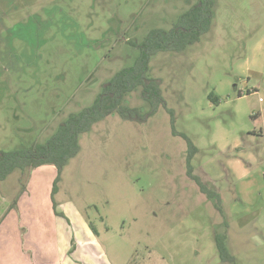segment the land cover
<instances>
[{
  "label": "rangeland",
  "instance_id": "rangeland-1",
  "mask_svg": "<svg viewBox=\"0 0 264 264\" xmlns=\"http://www.w3.org/2000/svg\"><path fill=\"white\" fill-rule=\"evenodd\" d=\"M197 1L0 0V149L45 143L135 61L152 28H171ZM150 66L174 120L163 106L146 121L114 112L80 135L54 196L72 229L63 254L79 264H101V249L110 264H264V0H214L210 30ZM141 91L123 103L144 113ZM174 130L198 148L193 172L218 197L189 176V145ZM56 172L10 174L12 206L25 191L27 211L41 210ZM17 221L23 239L27 219ZM219 234L234 261L221 258ZM36 250H26L32 263Z\"/></svg>",
  "mask_w": 264,
  "mask_h": 264
},
{
  "label": "trees",
  "instance_id": "trees-1",
  "mask_svg": "<svg viewBox=\"0 0 264 264\" xmlns=\"http://www.w3.org/2000/svg\"><path fill=\"white\" fill-rule=\"evenodd\" d=\"M213 6L214 0H198L178 16L171 28H152L137 44L139 54L135 61L117 71L95 102L78 113L71 114L45 143H33L15 150L0 149V183L16 170L25 173L44 164H53L57 172L53 182L52 200L55 211L63 215V212L57 209L54 196L58 191L63 168L80 151L81 134L89 131L101 118L114 112L124 117L146 121L163 106L171 113L174 120V112L167 107L160 80L150 75L151 59L158 52L183 51L199 41L211 28ZM138 88H141L143 98L150 106V109L144 113H140L136 108H129L123 103L125 96ZM210 96L214 101L219 102V97L214 93ZM174 133L183 136L189 145V176L208 197H218V193L211 190L208 184L193 172L191 160L198 148L184 133H177L176 130ZM90 227L95 234H98L93 223H90ZM216 244L223 260H235L228 251L225 235H216Z\"/></svg>",
  "mask_w": 264,
  "mask_h": 264
},
{
  "label": "crops",
  "instance_id": "crops-1",
  "mask_svg": "<svg viewBox=\"0 0 264 264\" xmlns=\"http://www.w3.org/2000/svg\"><path fill=\"white\" fill-rule=\"evenodd\" d=\"M42 166H45V164ZM54 179L55 178L51 181L50 186L47 185L49 190H46V197L50 201L41 203L42 205L39 203L41 210L35 213H30L26 209L32 204L31 200L34 196H26L24 191V194L22 193L17 198V206L13 207L14 197H16V195H14L15 189H8L11 184L4 186L3 182L6 179L0 183V264H79L76 262L74 263L73 259L69 258L67 254H63L65 250L64 242H66V248H68L67 238L72 229L68 225L69 222L67 218L58 214L54 209V202L52 200ZM63 206L65 205L63 204ZM57 209L59 212H63L59 210L58 203ZM22 211H25V214H21ZM77 213L78 212H74L73 210L68 211L70 221H72L73 224V218L79 217ZM20 215H22V220L23 216L27 219V221L23 223L28 227V232L26 231L23 234L24 240L22 239L23 232L21 233V226L17 221ZM27 233L29 237L26 240ZM47 244H51V246L54 247L55 251L51 255L46 252L47 248L43 247ZM34 247H38V250L34 251V253H39L41 256V261L38 260L37 263L35 261L32 263L31 257L26 251L28 249H34ZM99 252H101L102 256L97 255V260L101 262V264H110L105 258H101L104 257L102 249Z\"/></svg>",
  "mask_w": 264,
  "mask_h": 264
}]
</instances>
